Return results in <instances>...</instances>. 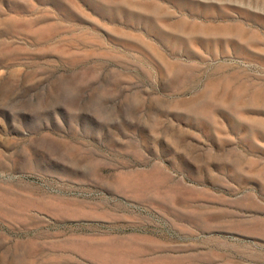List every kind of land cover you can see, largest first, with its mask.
<instances>
[{"label":"rangeland","instance_id":"rangeland-1","mask_svg":"<svg viewBox=\"0 0 264 264\" xmlns=\"http://www.w3.org/2000/svg\"><path fill=\"white\" fill-rule=\"evenodd\" d=\"M0 264H264V0H0Z\"/></svg>","mask_w":264,"mask_h":264}]
</instances>
